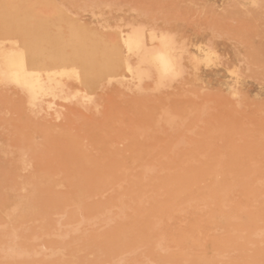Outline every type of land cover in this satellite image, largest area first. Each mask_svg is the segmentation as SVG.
Instances as JSON below:
<instances>
[{
  "label": "rangeland",
  "instance_id": "374dc122",
  "mask_svg": "<svg viewBox=\"0 0 264 264\" xmlns=\"http://www.w3.org/2000/svg\"><path fill=\"white\" fill-rule=\"evenodd\" d=\"M8 1L163 30L184 69L87 105L58 67L53 107L0 78V264H264V0ZM18 46L0 30V60Z\"/></svg>",
  "mask_w": 264,
  "mask_h": 264
},
{
  "label": "bare ground",
  "instance_id": "6f19581e",
  "mask_svg": "<svg viewBox=\"0 0 264 264\" xmlns=\"http://www.w3.org/2000/svg\"><path fill=\"white\" fill-rule=\"evenodd\" d=\"M68 13L59 8L55 14L37 16L15 2L4 0L0 4V30L17 38L19 45L12 56L0 60V78L25 91L32 103L46 101L48 107L56 104L50 73L58 67L75 74L77 89L72 97L87 105L104 83L127 84L133 75L141 77L143 61L154 65L165 78L182 73L178 42L163 30L148 34L146 26L134 24L129 31L117 29L116 35L112 33L115 37L110 38L103 30L85 25L78 16ZM148 40L154 42L149 45ZM134 51H143L144 59L133 62Z\"/></svg>",
  "mask_w": 264,
  "mask_h": 264
}]
</instances>
